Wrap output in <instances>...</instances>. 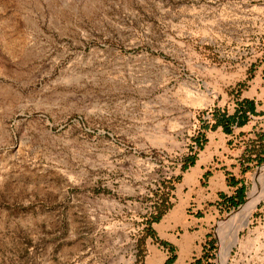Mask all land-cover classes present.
<instances>
[{"label":"rangeland","instance_id":"rangeland-1","mask_svg":"<svg viewBox=\"0 0 264 264\" xmlns=\"http://www.w3.org/2000/svg\"><path fill=\"white\" fill-rule=\"evenodd\" d=\"M257 76L264 0H0V264H173L187 234L192 263L219 264L264 197V119L239 114ZM218 126L241 150L236 194L159 228ZM226 264H264V198Z\"/></svg>","mask_w":264,"mask_h":264},{"label":"crops","instance_id":"crops-1","mask_svg":"<svg viewBox=\"0 0 264 264\" xmlns=\"http://www.w3.org/2000/svg\"><path fill=\"white\" fill-rule=\"evenodd\" d=\"M241 104L244 102L251 105V110L239 109V114L252 117H260L264 119V78L257 76L241 95ZM232 133H241L245 129L244 126H233ZM206 133V145L197 154L196 160L190 166L182 177L181 187L183 188V202L167 216L166 223L160 224L159 228L175 223L179 215L183 213L191 202L195 203V209L208 206L210 201L230 198L235 195L241 183H237L241 176L240 166L238 161L241 156V150L227 149V141L230 140V134L225 133L222 126L216 129H208ZM236 142V140H234ZM232 181V182H231ZM215 211L213 208H208L204 212L202 218L191 217V221L197 224V231L203 233L207 223L204 221L208 213ZM172 214V215H171ZM197 242V237L190 234L185 235L180 245V255H177V262L173 264H191L195 255L194 245ZM161 264V263H160Z\"/></svg>","mask_w":264,"mask_h":264},{"label":"bare ground","instance_id":"bare-ground-1","mask_svg":"<svg viewBox=\"0 0 264 264\" xmlns=\"http://www.w3.org/2000/svg\"><path fill=\"white\" fill-rule=\"evenodd\" d=\"M186 93H187V95H186L187 100H189V102L192 104H197L200 106H206L209 103H211V101H212L211 97L206 96V95H201V94L200 95H193L189 91ZM263 198L264 197L258 188L255 187L254 189H252L250 191L247 201L238 209L233 221L230 223L232 233H233V237H232L233 241L231 242L232 244H226L227 246L224 245L226 242L223 244L222 251H221L220 256H219V261H218L219 264H226L227 263L230 252H231V248L239 239L240 231L249 227L253 211L256 209L258 203ZM168 218H166L164 220L163 224L166 223ZM148 264H152V261L149 260Z\"/></svg>","mask_w":264,"mask_h":264},{"label":"trees","instance_id":"trees-1","mask_svg":"<svg viewBox=\"0 0 264 264\" xmlns=\"http://www.w3.org/2000/svg\"><path fill=\"white\" fill-rule=\"evenodd\" d=\"M230 118V121L231 122H237L238 124H243L244 122H245V120L243 119L242 121L241 120H239V121H234V117H229ZM218 124H223V121H220L219 120V122H218ZM194 162H195V160L194 159H191V161H190V165L192 166L193 164H194ZM189 165V164H188ZM187 168V167H186ZM243 190H241L240 189V194H242L241 192H242ZM232 200H234V197H232L231 198ZM232 203H233V205L235 206V205H237L239 202L238 201H232ZM161 219V215H159L158 217H156L155 218V221H159ZM173 262V260L172 259H169V260H167V264H171ZM191 264H194V263H191ZM195 264H199L198 262H196Z\"/></svg>","mask_w":264,"mask_h":264}]
</instances>
